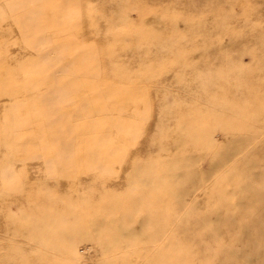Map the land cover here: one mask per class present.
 <instances>
[{
	"label": "rangeland",
	"instance_id": "1",
	"mask_svg": "<svg viewBox=\"0 0 264 264\" xmlns=\"http://www.w3.org/2000/svg\"><path fill=\"white\" fill-rule=\"evenodd\" d=\"M102 9L104 77L144 98L165 145L133 192L72 187L69 249L37 264H264V0Z\"/></svg>",
	"mask_w": 264,
	"mask_h": 264
},
{
	"label": "crops",
	"instance_id": "2",
	"mask_svg": "<svg viewBox=\"0 0 264 264\" xmlns=\"http://www.w3.org/2000/svg\"><path fill=\"white\" fill-rule=\"evenodd\" d=\"M105 1L0 0V264L60 257L72 187L95 203L134 189L136 160H161L144 98L104 77Z\"/></svg>",
	"mask_w": 264,
	"mask_h": 264
}]
</instances>
